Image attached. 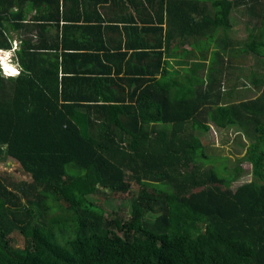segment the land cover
Returning <instances> with one entry per match:
<instances>
[{"label":"trees","instance_id":"16d2710c","mask_svg":"<svg viewBox=\"0 0 264 264\" xmlns=\"http://www.w3.org/2000/svg\"><path fill=\"white\" fill-rule=\"evenodd\" d=\"M156 1L160 26L141 30L155 43L125 77H61L52 52L36 72L28 45L18 76L0 70V162L29 175L0 171V264H264V0ZM238 8L243 42L229 37ZM210 124L251 140L221 174L196 134ZM243 161L252 180L233 190ZM118 194L127 216L99 202Z\"/></svg>","mask_w":264,"mask_h":264},{"label":"crops","instance_id":"0c3cea01","mask_svg":"<svg viewBox=\"0 0 264 264\" xmlns=\"http://www.w3.org/2000/svg\"><path fill=\"white\" fill-rule=\"evenodd\" d=\"M157 9L156 0H0V17L11 40L9 49H0L1 73L20 74L17 52L28 45L36 47L29 61L36 72L51 63L47 54L52 52L59 55L61 77L74 76L82 82L92 76L102 79L110 71L125 77L126 68L141 63L140 45L155 43L151 31L142 36L141 30L160 26ZM128 43L134 49H128Z\"/></svg>","mask_w":264,"mask_h":264},{"label":"rangeland","instance_id":"374dc122","mask_svg":"<svg viewBox=\"0 0 264 264\" xmlns=\"http://www.w3.org/2000/svg\"><path fill=\"white\" fill-rule=\"evenodd\" d=\"M252 20L249 18V16L246 14V11L244 8H238L233 11L231 15V24L232 28L229 32V37L231 40H237L238 42H243L247 38V34L249 33L248 30L252 28L253 23ZM205 41V40H204ZM203 46H205L203 44ZM200 53L197 52L196 55H199ZM1 57L4 58V54H1ZM1 58V59H2ZM6 59V57L4 58ZM240 60H243L242 58H237ZM3 64V62L1 61ZM7 67V66H6ZM189 66L185 70H181L184 74H189ZM247 68V67H246ZM3 70L4 66H3ZM10 70V69H9ZM248 69L245 73H247ZM237 74L233 73V76H231V87L233 85V80H236ZM228 82H225L222 84V91L226 90L229 86ZM237 87L240 89L243 88V91L245 90V87L240 84V81H238ZM238 88V89H239ZM252 98H255L258 96V90L255 89V87L252 86L250 83ZM242 91V92H243ZM196 134L200 136L204 147L206 154L210 157V160L205 162V167H212L215 166L218 173H222V168L225 166L230 168H234L237 164V160L244 157L246 155L247 148L249 144L251 143V140L247 138L245 135H242L238 132L237 127H229L224 130L218 129L215 125L210 124V131L208 132H200L197 131ZM243 172L239 179L235 181L232 184V189L235 190L240 185L250 182L252 180V166L247 161H243L241 165ZM0 171L13 175L16 179H28V174L24 172L21 165L12 158H7L6 161L0 162ZM101 198V197H100ZM99 198V202H102L103 207L108 211H118L121 209L124 212V215L127 216L131 212V205L129 200L127 199V196L125 195H116L113 199L109 200H102ZM14 240V246L17 248H24L26 245L25 239L21 236L16 234L13 237Z\"/></svg>","mask_w":264,"mask_h":264},{"label":"bare ground","instance_id":"6f19581e","mask_svg":"<svg viewBox=\"0 0 264 264\" xmlns=\"http://www.w3.org/2000/svg\"><path fill=\"white\" fill-rule=\"evenodd\" d=\"M6 66H7V65H6ZM6 66H5V67H6ZM6 69H10V72H12V73L15 72V69H13L11 66H10V67L7 66Z\"/></svg>","mask_w":264,"mask_h":264}]
</instances>
